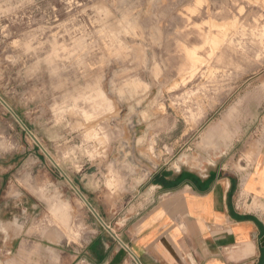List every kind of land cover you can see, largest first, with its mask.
<instances>
[{"label":"rangeland","instance_id":"rangeland-1","mask_svg":"<svg viewBox=\"0 0 264 264\" xmlns=\"http://www.w3.org/2000/svg\"><path fill=\"white\" fill-rule=\"evenodd\" d=\"M263 113L264 0H0V257L84 264L157 169L243 176Z\"/></svg>","mask_w":264,"mask_h":264},{"label":"crops","instance_id":"crops-1","mask_svg":"<svg viewBox=\"0 0 264 264\" xmlns=\"http://www.w3.org/2000/svg\"><path fill=\"white\" fill-rule=\"evenodd\" d=\"M260 123L262 137L243 176L223 166L157 169L121 213L114 232L106 226L84 245L81 261L264 264V113ZM19 247V255H3L0 264H27L26 243Z\"/></svg>","mask_w":264,"mask_h":264},{"label":"bare ground","instance_id":"bare-ground-1","mask_svg":"<svg viewBox=\"0 0 264 264\" xmlns=\"http://www.w3.org/2000/svg\"><path fill=\"white\" fill-rule=\"evenodd\" d=\"M190 54H191V59H192L193 63H195L198 59L193 56L194 52H190Z\"/></svg>","mask_w":264,"mask_h":264}]
</instances>
